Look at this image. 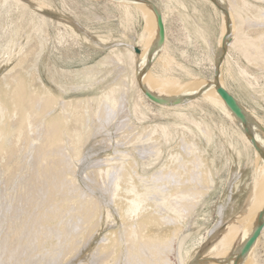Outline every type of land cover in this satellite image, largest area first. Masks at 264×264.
<instances>
[{
  "label": "bare ground",
  "instance_id": "bare-ground-1",
  "mask_svg": "<svg viewBox=\"0 0 264 264\" xmlns=\"http://www.w3.org/2000/svg\"><path fill=\"white\" fill-rule=\"evenodd\" d=\"M57 1L55 7V0H37L32 4L0 0V11L3 8L0 38L6 37L0 41V57L5 62L14 60L8 75L0 79V254L11 257L2 264L69 262L85 246L93 227L99 223L106 195L113 198L111 203L119 210L121 223L118 230H110L101 237L98 245L85 249L88 253L78 260L82 264H264L257 252L264 243V224L247 253L237 259L239 249L257 226L258 214L264 208V161L254 169L252 177L256 180L252 193L256 205L252 209L245 206L247 209L242 212L246 218L244 235L239 239L231 236L227 244L220 245L224 233L215 236L214 231L226 218L225 199L223 202L219 196L217 220L206 231V238L202 235V241H193L190 249L182 245L186 221L202 197L217 184L214 176L220 169L216 160L225 156L222 165H228V188L223 191L227 195L226 191L237 188L250 153L257 160L264 152V132L259 128L258 118L236 100L246 116L251 138L261 152L216 90L222 86L231 94L226 78L219 74L227 53L237 87L248 92L246 98L264 101V83L258 86L257 73L250 68L264 67V0H209L214 11L220 9L222 17L214 55L204 48L209 50L212 45L209 33L199 23L202 14L196 4L191 5L190 14L185 10L186 0H165L167 17L166 12L159 11L164 34L175 19L180 22L176 32L182 33L188 44L198 46L191 60L202 77L189 75L187 78L191 80L186 82L180 81V75L175 73L154 74L149 70L148 55L158 46L156 14L146 2L151 0ZM97 8L106 18L134 14L144 20L135 43L136 53L116 44L104 48L110 35L96 34V39H92L87 31H82V27L90 28L80 23L81 17L89 18L84 11L94 12ZM55 14L61 18H52ZM52 40L66 51L75 45L90 46L94 52L98 51L95 48L110 49L94 63L87 60L89 53L77 61L59 57L57 63L79 61L81 67L67 69L53 64L48 77L59 92L54 93L49 87L31 90L30 82L38 78L35 73L38 58ZM180 54L189 56L187 50H181ZM172 62L166 64L175 70L181 60L175 61L177 64ZM203 66L209 69L206 77L201 73ZM214 82L217 84L212 87L209 83ZM69 90L94 92L91 96L64 99L63 94ZM145 91L168 102L152 101ZM244 92L239 98L245 96ZM199 93L211 100V107L231 115L234 119L226 116L236 121L234 127L216 122L212 113H203L201 104L196 102ZM161 104H166L168 112L158 107ZM186 106L189 110L184 109ZM53 107L58 111L52 115ZM112 124L114 130L123 129L125 134L137 130L128 138L130 150L106 158L107 164L96 172L92 170L94 173L87 169L83 183L77 184L75 162L84 165L90 153L86 151L87 143L96 134L106 133ZM119 134L116 144L124 142V134ZM105 137L98 138L100 144L104 140L110 142L111 138ZM209 148L218 152L207 155ZM224 151H228L226 155ZM242 159L245 163L236 173L229 164L235 160L240 163ZM114 164L121 171L111 183ZM91 172L95 174L92 177L88 176ZM105 210L108 219L110 210L108 207ZM164 227H169L168 231H161ZM200 248L206 252L200 254ZM214 248L216 252L212 251ZM20 250L24 251L22 259L15 256Z\"/></svg>",
  "mask_w": 264,
  "mask_h": 264
},
{
  "label": "rangeland",
  "instance_id": "rangeland-1",
  "mask_svg": "<svg viewBox=\"0 0 264 264\" xmlns=\"http://www.w3.org/2000/svg\"><path fill=\"white\" fill-rule=\"evenodd\" d=\"M22 1L24 3L26 2L28 4H32V2H34V1L36 2L37 0H32V1L31 0H26V1L21 0V2ZM38 1H40V0H38ZM55 1H56V3H54L53 5L55 7H57L58 1L57 0H55ZM151 1L155 2L157 4L158 11H160L162 13L166 12V14L164 16L167 17L168 9L166 8V6L168 4L165 2V0H151ZM103 2L104 3H112V0H103ZM185 2L187 4V9H185V10L188 13H190V14L193 13L191 11V5L193 3L196 4L197 8L201 12L202 21H200L199 23L201 24L203 29L209 33L210 46L212 45L211 48H209V50L207 49L208 47L206 48V46H204V48L207 50V52L212 51V53L214 55L215 54L214 50L216 51L218 39L220 38L219 36L221 35L220 29H221V24H222V22H221L222 17H221L220 9H217L216 11H214L211 4L209 3V0H186ZM84 12L87 13V16L89 15V18L88 17L85 18L84 16L81 17L80 23L82 25H88L90 27V28H85V27L83 28L82 27V31H84V32L87 31L86 34L90 38L94 39L96 34L108 35V36L110 35L109 36L110 39H108L107 45L104 46V48L107 46H111L113 44H116L118 47H120L122 49H128L132 53H134V52L136 53V47L137 46H135V43L139 39L138 36H139V33L141 34V31L143 29L142 26L144 24V20L141 17L135 16L134 14H131V15L118 14L116 17L106 18L105 17L106 15L103 13V11L100 8L95 9L94 12L91 10H90V12L89 11H84ZM2 13H3V8H1L0 17L2 16ZM175 14H176V12H175ZM57 15L58 14H55V15H52L51 17L54 19H57V17L61 18L60 15H58V16ZM93 15H95V16H93ZM166 19H168V18H166ZM224 24H225V22H224ZM178 25H180L179 21H177L175 19L171 20V24L166 31L167 33L164 34V41L162 42V44L157 46V49H154L152 52H150V54L148 55V58H147V62L149 64V70L152 73H154V74L175 73V74L180 75V78H179L180 81L186 82L189 78L188 77L189 75L190 76L195 75L198 72V70H197L198 68H196V65H194V63L191 60L192 57L194 56V53H195L196 49L198 48V46H192L191 44H188L186 39L182 36V33L176 32L175 28L178 27ZM85 29H87V30H85ZM4 40H6V37L4 38V36H3L0 38L1 42ZM48 44H49V48L46 51H44L41 54V56L38 58V63L36 66L35 73H36V75L38 74L37 77L39 78V80H38V78H35L32 82H30L31 90H33V89L37 90L40 87H49L54 93L59 92L57 87L55 86V84L53 82H51L49 77H48L50 74V71L53 69V67H52L53 64L54 65H62V67L67 68V69H73V68H80L81 67V64L79 61L75 62V63H67V64L57 63L59 57H62V58L68 57L70 59H75L77 61V59H79L80 57L87 55L89 53L87 60H89V62H91V63H94L100 57H102L106 53V51H108L110 49V48H108V49L106 48V50H105L104 48L103 49L95 48L98 51L94 52L92 47H90V46H86V45L76 46L75 45L74 47H72L71 50L66 51L65 49H62V47L59 46L56 43V41L52 40ZM55 45H56V47H55ZM52 46H54V47L52 48ZM49 49H51V52L48 51ZM181 50H187L189 53V56H187L185 58L183 56V54L182 55L180 54ZM169 56L173 57V58L175 57V59H173V60L169 59L170 58ZM232 56L234 59H236L235 53H233ZM2 57L3 56L1 55V57H0L1 58L0 59V64H1L0 65V79L3 76H6L7 70L13 64L12 62L14 61L13 59H10L11 62H10V60H8V62H5V61H3ZM223 58L224 59H223L222 65L220 66L219 74L221 75L222 78L223 77H224V79L226 78L225 79L226 85L231 88V94L234 96V98L236 100H238L239 102H241L247 109H249V111H251L258 118L259 128H260V130L263 129L262 131L264 132V128H263L264 127V101L261 98L254 99V101L250 98H246V97H249L248 92L246 90L244 92V91H242V89L238 88L237 87V81L233 80V78H232V71H231V68L229 67V63H232L230 55H227V53H225ZM160 59H163L164 62L165 61L166 62L174 61V62H172L174 64H177L176 62L178 59H179V61L181 60V62H179L177 64V66H176L177 69L174 70V69H171V66L169 64H166V62L162 63L160 61ZM239 60H241V58ZM239 62H240V64H242L241 62H243V59H242V61H239ZM46 65H47V67H46ZM206 67H208V66H205V67L203 66L202 70H201L202 75H204L205 77L209 75V69ZM250 68L252 71L255 70V72L257 73L258 86H260V84L264 83V67H262L260 69H256L254 67H250ZM189 72H191V73H189ZM7 75H8V73H7ZM198 76L202 77V76L197 74V78H198ZM200 79H203V78H200ZM189 80H191V79H189ZM209 84L213 87L214 86L213 84H217V83L214 82V83H209ZM262 85H264V84H262ZM233 88H234V90H232ZM93 92H94V90H89V91H87V90H84V91L69 90L65 94H63V96H64V99H68V98L75 97V96L86 97V96H91ZM243 92L245 93V96H243L242 98H239V94H243ZM196 100H195L196 102L201 104L200 108H202L203 113L204 112L212 113L213 118L215 119L216 122L220 121L219 123L222 122L227 126L234 127V124L236 122V121L235 122L233 121L234 118L231 115H228V113L226 111H222L218 107L216 108V106L211 107L210 104H213V103H211V100L208 101V98H204L202 96V94H200V93H199V96L196 97ZM158 107L161 108L165 112H168V110H169L168 107H166V104H161ZM184 109L189 110V107L186 106V108H184ZM57 111H58L57 107H53L51 114L53 115ZM202 112L200 113V115H203ZM195 113H197V112H195ZM226 115L231 116V118H233V119L229 118ZM145 124H147V122ZM114 126L115 125L112 124V125H109L107 127V129L109 131V132L108 131L107 132L109 134L107 132H106L107 134L105 132H103V133H100L101 136H99L100 134L98 133L94 136V139H93V140H96V142L93 143V140L91 139L90 143L89 142L87 143V145H86L87 150L86 151L89 150L90 153L88 154V157L85 160L84 165L82 166V163H81V165H79V162H75V164L77 166L76 171L78 172L77 173V182H76L77 184L83 183L84 178H86L85 173L87 172L86 171L87 169H89L88 171H90V169H91V171L94 170V172H96V171H98V168H101L107 164L106 162H104L106 158H108V157L111 158L113 156L118 157L121 153H125L124 152L125 150L126 151L130 150L131 145L128 143L129 142L128 138L130 136V139H131V135L134 134L135 131H137V130L135 129L132 132L125 134V131H122L123 129L120 131V129L118 130V128L116 127L115 129H117V131L114 130ZM112 131H116V132H112ZM114 133H116L117 135ZM119 133L124 134V135L122 134L124 137V140L123 139L122 140L124 142L120 141L121 145L118 143L116 144L117 140L120 139V137H121V134H119ZM104 134H106V137ZM118 134L120 136H118ZM114 135H116V136L114 137ZM125 135H127V136H125ZM108 136H109V138H111L110 142H109V140L108 141L104 140L103 141L104 144H103V142H102V144H100V141L98 140V138L99 139L104 138V137L108 138ZM117 137H118V139H117ZM114 140H115V142H113ZM106 141L109 142L110 144L108 143L105 146ZM95 143H96V145L94 146L93 144H95ZM97 143H98V145H97ZM114 143L116 145L113 148ZM125 143H128V145H126ZM90 144L92 145L93 148L90 147L91 146ZM92 149H94V150H92ZM114 149H115V151H114ZM91 150H92V152H91ZM216 150H212L211 148H209L207 155H212L215 152H218V149H216ZM226 152H228V151H224L225 155H226ZM223 157H225V156H220V158H218L216 160V167L220 169L218 174L214 176V179L217 181V184L208 193H206L202 197V199L200 200V202H198L196 208L194 209L195 211L193 210L192 214L189 216V218H188L189 222L186 221V226H184L185 235H184V239H183V243H182L184 249H190V247H192L191 244L193 243V241L194 242L202 241V239H201L202 235H204V237L206 238V236H207L206 231H208L213 226L215 221L217 220L216 209H217V205L219 202V196H222L221 200L223 202L225 199L224 214H225V218H226V220L221 224V226L214 231V233H216L215 236L220 235L221 233H224L222 235L220 245L223 246V245L227 244L228 240L230 241V239L233 236H236L239 239L240 237H242L244 235V231H245L244 225L246 223V221L244 220L245 217L243 216L245 213L244 211L247 208H249V206H250V209H252L253 206L256 205V201H255L256 198L254 197L255 199L254 198L252 199V193H253L254 184L256 183V180L253 181L252 177H253V173L255 171L254 169H256L257 166L260 165L264 161V152H262V155L260 153L257 160H256V157L254 156V154L250 153V156L246 160L247 163L242 170V177L240 179H238L237 188L234 191H230V190L226 191L227 195H225L223 191H224L225 187L228 188V185H226V184H228V181L226 182V179L228 176V173H227L228 165H224V166L222 165L224 163ZM97 161H99V162H97ZM244 163H245V159H242L240 163H237V161L235 160L232 164L230 162L229 165H231L232 169L235 170L236 173H238L241 171V167L243 166ZM255 163H258L256 165V167H255ZM116 165L117 164H114L115 168L112 169V172L114 171V169H115L114 173L116 172V169H117V172H116V174L113 173V175L111 177L112 178L111 183H113L116 180L115 178H117V176H119L118 174H120V171H121V167L118 165H117L118 166L117 167ZM78 166H79V168H78ZM97 166H99V167H97ZM118 170H119V172H118ZM91 173L88 174V176L90 175L92 177L95 175V174H93V173L91 174ZM83 175H84V178H83ZM115 175H117V176H115ZM91 177H90V179H91ZM106 182L108 183V181H106ZM110 184L109 185L106 184V185L110 186ZM108 197H109V195L105 196V200L107 202L105 201V204L103 203L104 205H102V207L100 209V211H102V212H100V215H99V217H100V219H98L99 223H97L96 226L93 227V229H92L93 231L87 237L86 243L84 244L86 246L88 243V245L86 247L81 246L80 249L77 251L76 255L73 256L69 262H66L64 264H72L73 261H74V263L76 262L75 264H82V262H78V260L83 255H86L88 253L87 250H85V249H88L89 246H90V248H92V247L98 245L99 244L98 241L102 240L104 238L103 236H106L110 232V230H115V229L118 230V227L121 223L120 222L121 220L119 217V210L116 209L115 207H113V202L111 203V200L113 198L110 197V199H109ZM108 200H110V201H108ZM225 203H226V205H225ZM199 204H202V205H199ZM1 205H0V207L2 208ZM106 207L109 208L110 214L112 216V217L109 216L108 219L105 218L106 217L105 216ZM1 208H0V212H2ZM115 210H117V213ZM240 212L242 215L240 214ZM242 212H244V213H242ZM238 214L240 216H238ZM0 215H1V213H0ZM191 216H192V218H191ZM109 218H110L111 222H110ZM241 218L243 220H241ZM110 223H112V224H110ZM167 229H169V227H167V228L164 227V228H162L161 231L166 232V231H168ZM26 234H27V231H26ZM210 236H211V234L209 235V237ZM101 237H103V238L101 239ZM205 242L203 241V243H205ZM212 251L216 252L217 248H214V250H212ZM204 252H206V251L203 248H200L199 253L201 254ZM257 252L259 255V260L262 263H264L263 262V260H264V258H263L264 257V243L260 245L259 249H257ZM19 253L20 254H17L19 256H17V255H15V256L21 257V259H22V257L24 256V251L20 250ZM112 255H113V253L111 254V256ZM1 256H3L4 258ZM111 256H109V258H111ZM104 257H107V255ZM1 258H2V260H1ZM9 258H11V257H9ZM9 258L7 256L5 258L4 255L0 254V263L2 264L4 262L5 263L8 262L7 260ZM5 259H6V261H5ZM18 259H20V258H18ZM106 259H108V257L105 258V260ZM23 264H26V263L23 262ZM112 264H122V263L116 262V263H112Z\"/></svg>",
  "mask_w": 264,
  "mask_h": 264
},
{
  "label": "water",
  "instance_id": "water-1",
  "mask_svg": "<svg viewBox=\"0 0 264 264\" xmlns=\"http://www.w3.org/2000/svg\"><path fill=\"white\" fill-rule=\"evenodd\" d=\"M146 2L151 6V8L153 9V11L156 14V20H157V26H158L157 44L160 45L164 41V25L162 23L161 15H160V12L158 11V9L156 8V6L152 2H150V1H146ZM216 90H217L218 94L221 96V98L224 100L226 105L230 108V110L242 122L243 128H244V132H245L246 135H248L250 137V140H251L252 144L255 146V148L258 151L261 152V150L258 147V145L256 144L255 140L253 138H251L252 134H251V132H250L248 126H247L246 116H245L244 112L242 111V108L240 107V105L238 104L236 99L234 98V96L232 94H230L222 86H217ZM145 94L152 101H155V102H158V103L168 102V100L156 97V96H154L153 94H151V93H149L147 91H145ZM263 215H264V208L258 214V224H257V226L253 230V232L250 235V237L246 240V242H244V244L239 249V252L237 254V259L243 257L247 253V251L249 250L250 246L253 244V242L256 240L257 236L259 235L260 230H261V228L263 226V223H264Z\"/></svg>",
  "mask_w": 264,
  "mask_h": 264
}]
</instances>
